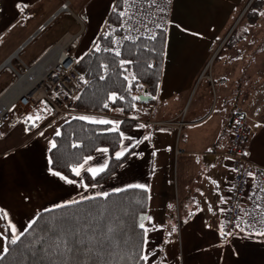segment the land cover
<instances>
[{"label": "crops", "instance_id": "1", "mask_svg": "<svg viewBox=\"0 0 264 264\" xmlns=\"http://www.w3.org/2000/svg\"><path fill=\"white\" fill-rule=\"evenodd\" d=\"M115 1L0 0V102L67 33L74 37L69 53L80 60L105 28ZM250 1L172 0L157 91L150 102L144 94L149 99L127 116L112 109L53 117L41 102L0 122V257L7 238L22 235L42 211L143 185L144 264H264V235L221 230L231 186L224 153L233 109L246 116L248 157L264 167V6L249 23L243 15ZM64 2L67 8L60 9ZM235 28L243 35L233 42ZM80 117L112 129L123 118L129 121L113 153L127 155L104 181L91 178L109 163L106 147L74 167L79 176L51 167L55 135Z\"/></svg>", "mask_w": 264, "mask_h": 264}, {"label": "trees", "instance_id": "2", "mask_svg": "<svg viewBox=\"0 0 264 264\" xmlns=\"http://www.w3.org/2000/svg\"><path fill=\"white\" fill-rule=\"evenodd\" d=\"M263 6V0H252L243 18L255 22ZM119 7L114 5L94 45L77 61L81 75L77 111L108 113L114 109L127 116L137 103H145L139 100L140 94L150 95V102L157 91L164 32L153 39L124 42L118 54L110 52L107 47L120 33ZM240 34L235 28L231 41ZM129 126L126 118L117 129L71 119L54 137L51 167L72 176L75 166L97 148L106 147L109 163L91 178L92 182L104 181L127 155L115 158L113 153ZM147 204L145 189L126 188L42 211L15 244L11 243L15 238H7L0 264H144V228L140 225Z\"/></svg>", "mask_w": 264, "mask_h": 264}, {"label": "built area", "instance_id": "3", "mask_svg": "<svg viewBox=\"0 0 264 264\" xmlns=\"http://www.w3.org/2000/svg\"><path fill=\"white\" fill-rule=\"evenodd\" d=\"M171 1L116 0L115 4L120 5V33L113 36L107 49L119 53L124 42L153 39L159 32H165L171 14ZM66 8V2L60 5V9ZM55 15L52 14L47 21L41 23L17 50H21L37 33L42 32ZM73 38L67 33L48 52L57 50L52 65L26 91L19 90L15 97H3L0 102V122L6 120L12 112L25 114L41 102L47 105L53 117L77 111L75 104L81 89V75L76 67L77 60L69 53V43ZM151 64L156 65L155 62ZM247 140L246 116L243 111L235 108L231 113L230 143L224 153L231 177L221 226L225 234L241 232L264 235V167L253 163L248 157Z\"/></svg>", "mask_w": 264, "mask_h": 264}, {"label": "bare ground", "instance_id": "4", "mask_svg": "<svg viewBox=\"0 0 264 264\" xmlns=\"http://www.w3.org/2000/svg\"><path fill=\"white\" fill-rule=\"evenodd\" d=\"M56 55H57V50L53 49L50 53H48L44 57L43 60L37 62V64L34 67L30 68L29 72H27L25 75H21L15 87H13L10 90V92L6 95V97L8 95H10L11 97L12 96L15 97L19 92V90L26 91L32 83H34L39 79L40 75L44 73V70H46L49 66L52 65ZM32 71L36 74H33Z\"/></svg>", "mask_w": 264, "mask_h": 264}, {"label": "snow or ice", "instance_id": "5", "mask_svg": "<svg viewBox=\"0 0 264 264\" xmlns=\"http://www.w3.org/2000/svg\"><path fill=\"white\" fill-rule=\"evenodd\" d=\"M118 54V53H117ZM114 99V98H113ZM107 106V105H106ZM80 119H88L87 117H80ZM99 123H110L109 121H99ZM58 135H59V133H57ZM145 139H147V137H145ZM106 151V150H105ZM122 154V153H121ZM121 154H118V155H121ZM103 169H100L99 171H102ZM90 171H92L93 172V175H95L96 174V171L97 170H90ZM73 172L77 175V176H79L80 175V169L79 168H74L73 169ZM72 181H69V183H71ZM135 187H144L143 185H136ZM147 219H150V218H147ZM140 227L141 228H144V224L143 223H141V225H140ZM145 232H147V229H145ZM19 239V236H16V238L15 239H13L12 241H11V243H13V244H15L16 242H17V240ZM5 251H7V249H5ZM142 259L143 260H145V261H147L148 260V257L147 256H143L142 257Z\"/></svg>", "mask_w": 264, "mask_h": 264}, {"label": "water", "instance_id": "6", "mask_svg": "<svg viewBox=\"0 0 264 264\" xmlns=\"http://www.w3.org/2000/svg\"><path fill=\"white\" fill-rule=\"evenodd\" d=\"M138 98H139V100H148L149 99V96H146V95H144V94H140L139 96H138Z\"/></svg>", "mask_w": 264, "mask_h": 264}, {"label": "rangeland", "instance_id": "7", "mask_svg": "<svg viewBox=\"0 0 264 264\" xmlns=\"http://www.w3.org/2000/svg\"><path fill=\"white\" fill-rule=\"evenodd\" d=\"M252 1V0H251ZM250 1V2H251ZM250 4V3H249ZM249 6V5H248ZM262 18L259 19V21H263V25H264V13L261 15ZM260 24L262 25V23L260 22ZM73 56V55H72Z\"/></svg>", "mask_w": 264, "mask_h": 264}]
</instances>
